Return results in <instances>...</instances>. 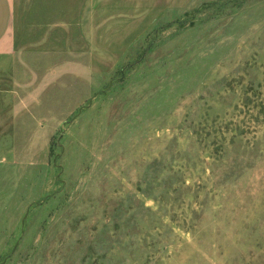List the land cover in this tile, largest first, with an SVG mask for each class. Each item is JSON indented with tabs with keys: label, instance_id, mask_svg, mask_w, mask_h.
<instances>
[{
	"label": "rangeland",
	"instance_id": "1",
	"mask_svg": "<svg viewBox=\"0 0 264 264\" xmlns=\"http://www.w3.org/2000/svg\"><path fill=\"white\" fill-rule=\"evenodd\" d=\"M57 3L16 0L0 264H264V0Z\"/></svg>",
	"mask_w": 264,
	"mask_h": 264
},
{
	"label": "crops",
	"instance_id": "2",
	"mask_svg": "<svg viewBox=\"0 0 264 264\" xmlns=\"http://www.w3.org/2000/svg\"><path fill=\"white\" fill-rule=\"evenodd\" d=\"M57 1L48 0L51 12L57 11ZM43 10L45 9L43 8ZM15 12L16 0H0V76L8 71V68H5L7 65L12 64L14 59L21 57L19 54L22 51L18 49L17 43ZM64 27L70 26L64 25Z\"/></svg>",
	"mask_w": 264,
	"mask_h": 264
}]
</instances>
